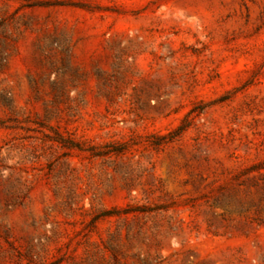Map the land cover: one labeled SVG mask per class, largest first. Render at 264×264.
I'll return each instance as SVG.
<instances>
[{
	"label": "rangeland",
	"instance_id": "obj_1",
	"mask_svg": "<svg viewBox=\"0 0 264 264\" xmlns=\"http://www.w3.org/2000/svg\"><path fill=\"white\" fill-rule=\"evenodd\" d=\"M0 264H264V0H0Z\"/></svg>",
	"mask_w": 264,
	"mask_h": 264
}]
</instances>
